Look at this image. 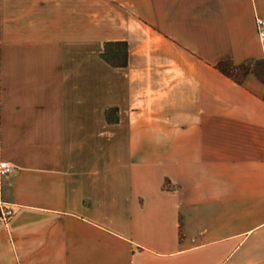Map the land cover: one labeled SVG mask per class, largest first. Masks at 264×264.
<instances>
[{
  "label": "crops",
  "instance_id": "crops-1",
  "mask_svg": "<svg viewBox=\"0 0 264 264\" xmlns=\"http://www.w3.org/2000/svg\"><path fill=\"white\" fill-rule=\"evenodd\" d=\"M259 16L0 0V264H264V82L217 68L264 59Z\"/></svg>",
  "mask_w": 264,
  "mask_h": 264
},
{
  "label": "trees",
  "instance_id": "trees-1",
  "mask_svg": "<svg viewBox=\"0 0 264 264\" xmlns=\"http://www.w3.org/2000/svg\"><path fill=\"white\" fill-rule=\"evenodd\" d=\"M103 58L113 66H127L129 62L128 44L125 41H108L105 43ZM217 68L224 74L232 77L242 84L245 77L253 72L264 82V59L248 60L241 64L225 60L217 64ZM110 115V111H109ZM2 205L0 203V219L2 217Z\"/></svg>",
  "mask_w": 264,
  "mask_h": 264
},
{
  "label": "built area",
  "instance_id": "built-area-1",
  "mask_svg": "<svg viewBox=\"0 0 264 264\" xmlns=\"http://www.w3.org/2000/svg\"><path fill=\"white\" fill-rule=\"evenodd\" d=\"M256 26L258 30L259 36L264 39V16H259L256 19ZM12 170V167L10 166L9 163L6 161H1L0 162V177H5L7 176ZM2 217L1 219L4 222H8L11 216L14 213V208L12 207H7V206H2Z\"/></svg>",
  "mask_w": 264,
  "mask_h": 264
},
{
  "label": "rangeland",
  "instance_id": "rangeland-1",
  "mask_svg": "<svg viewBox=\"0 0 264 264\" xmlns=\"http://www.w3.org/2000/svg\"><path fill=\"white\" fill-rule=\"evenodd\" d=\"M4 207V206H3Z\"/></svg>",
  "mask_w": 264,
  "mask_h": 264
}]
</instances>
